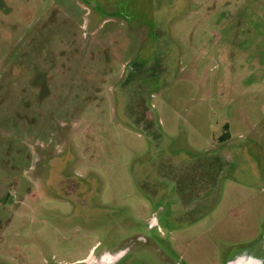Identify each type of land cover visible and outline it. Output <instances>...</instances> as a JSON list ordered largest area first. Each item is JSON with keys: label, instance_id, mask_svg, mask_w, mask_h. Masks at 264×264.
Listing matches in <instances>:
<instances>
[{"label": "rangeland", "instance_id": "rangeland-1", "mask_svg": "<svg viewBox=\"0 0 264 264\" xmlns=\"http://www.w3.org/2000/svg\"><path fill=\"white\" fill-rule=\"evenodd\" d=\"M0 264H264V0H0Z\"/></svg>", "mask_w": 264, "mask_h": 264}, {"label": "water", "instance_id": "water-1", "mask_svg": "<svg viewBox=\"0 0 264 264\" xmlns=\"http://www.w3.org/2000/svg\"><path fill=\"white\" fill-rule=\"evenodd\" d=\"M5 195H6L5 188L0 185V200H2ZM228 264H240V262H229ZM253 264H259V263L253 262Z\"/></svg>", "mask_w": 264, "mask_h": 264}]
</instances>
